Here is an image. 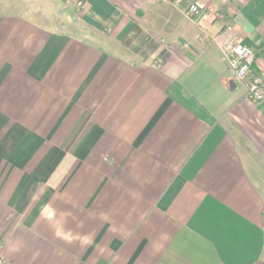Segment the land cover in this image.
I'll return each mask as SVG.
<instances>
[{"label":"crops","instance_id":"0c3cea01","mask_svg":"<svg viewBox=\"0 0 264 264\" xmlns=\"http://www.w3.org/2000/svg\"><path fill=\"white\" fill-rule=\"evenodd\" d=\"M227 23L264 77V0H0L5 259L264 264V95Z\"/></svg>","mask_w":264,"mask_h":264},{"label":"built area","instance_id":"2783aa9c","mask_svg":"<svg viewBox=\"0 0 264 264\" xmlns=\"http://www.w3.org/2000/svg\"><path fill=\"white\" fill-rule=\"evenodd\" d=\"M81 5L80 2L77 3ZM209 9L203 8L198 4L191 3L187 6L185 14L189 17H197L199 24L201 19L207 17ZM200 37L199 35L197 38ZM214 41L220 50L221 56L227 63L232 72V79L236 83L246 85L248 96L258 101L264 95V77L254 68L256 61V51L240 42L234 34V28L231 23L222 26L214 37ZM0 264H16L11 262L2 255L0 250Z\"/></svg>","mask_w":264,"mask_h":264},{"label":"trees","instance_id":"16d2710c","mask_svg":"<svg viewBox=\"0 0 264 264\" xmlns=\"http://www.w3.org/2000/svg\"><path fill=\"white\" fill-rule=\"evenodd\" d=\"M135 34H136V27L134 25H131L129 29H127V31L123 34L122 37L125 42H130L135 36Z\"/></svg>","mask_w":264,"mask_h":264}]
</instances>
